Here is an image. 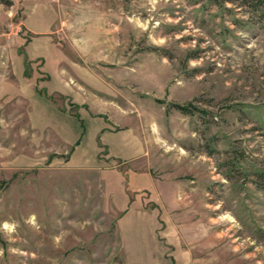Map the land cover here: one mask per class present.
<instances>
[{
    "label": "rangeland",
    "instance_id": "374dc122",
    "mask_svg": "<svg viewBox=\"0 0 264 264\" xmlns=\"http://www.w3.org/2000/svg\"><path fill=\"white\" fill-rule=\"evenodd\" d=\"M263 182L264 0H0V264H264Z\"/></svg>",
    "mask_w": 264,
    "mask_h": 264
},
{
    "label": "trees",
    "instance_id": "16d2710c",
    "mask_svg": "<svg viewBox=\"0 0 264 264\" xmlns=\"http://www.w3.org/2000/svg\"><path fill=\"white\" fill-rule=\"evenodd\" d=\"M175 105H176L177 107L181 108L183 111L186 110L185 107H183V106L180 105V104H176V103H175ZM261 186H262V188L264 189V182L261 184Z\"/></svg>",
    "mask_w": 264,
    "mask_h": 264
}]
</instances>
